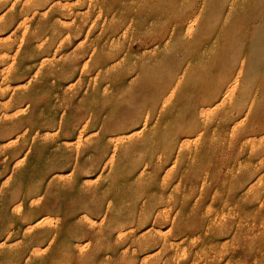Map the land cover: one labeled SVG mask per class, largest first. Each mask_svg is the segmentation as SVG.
Wrapping results in <instances>:
<instances>
[{
	"label": "rangeland",
	"instance_id": "rangeland-1",
	"mask_svg": "<svg viewBox=\"0 0 264 264\" xmlns=\"http://www.w3.org/2000/svg\"><path fill=\"white\" fill-rule=\"evenodd\" d=\"M0 55V151L26 120L14 91L36 101L45 86L40 101L78 121L150 105L135 126L155 139L154 164L171 163L133 179L150 232L112 241L102 264H138L125 260L148 237L139 262L264 264V0H0Z\"/></svg>",
	"mask_w": 264,
	"mask_h": 264
},
{
	"label": "bare ground",
	"instance_id": "bare-ground-1",
	"mask_svg": "<svg viewBox=\"0 0 264 264\" xmlns=\"http://www.w3.org/2000/svg\"><path fill=\"white\" fill-rule=\"evenodd\" d=\"M44 92L45 86L38 89L36 101L34 93L18 96L14 91L8 97H12L10 104L17 101L26 108L22 110L26 120L19 122L22 128L8 132L21 135L33 128L31 122L37 128L31 148L22 146L23 139L17 142V135L0 151V264H102V249L112 241L118 245L123 238L136 237L142 227L150 232L149 204L135 208L129 202L137 185L133 179L136 182L139 176L141 182L140 176L148 174L150 165L167 170L171 161L163 164L157 158L154 164L155 155L150 152L155 139L135 126L149 123L150 105L131 108L127 115L124 110L119 120L114 107L109 117L98 113L94 119L91 111L80 121L76 114L59 119L50 111L52 98L40 101ZM133 158L139 159L135 166L130 164ZM63 172L67 177L61 176ZM176 187L180 189L181 182ZM51 217H60L56 226ZM135 241L137 250L125 261L147 264L139 262L136 254L150 246V237Z\"/></svg>",
	"mask_w": 264,
	"mask_h": 264
}]
</instances>
